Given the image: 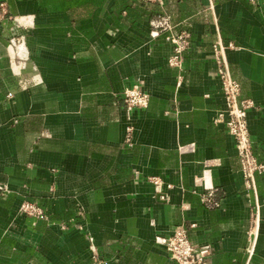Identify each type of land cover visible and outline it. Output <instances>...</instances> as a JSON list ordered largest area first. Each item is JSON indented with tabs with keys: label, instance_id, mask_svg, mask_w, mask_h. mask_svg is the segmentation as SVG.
Segmentation results:
<instances>
[{
	"label": "crops",
	"instance_id": "0c3cea01",
	"mask_svg": "<svg viewBox=\"0 0 264 264\" xmlns=\"http://www.w3.org/2000/svg\"><path fill=\"white\" fill-rule=\"evenodd\" d=\"M8 3L23 43L0 24V264H180L157 242L180 226L206 264H264V173L246 186L214 121L221 45L264 163V0ZM163 16L190 34L180 68ZM136 85L149 103L129 109Z\"/></svg>",
	"mask_w": 264,
	"mask_h": 264
},
{
	"label": "built area",
	"instance_id": "2783aa9c",
	"mask_svg": "<svg viewBox=\"0 0 264 264\" xmlns=\"http://www.w3.org/2000/svg\"><path fill=\"white\" fill-rule=\"evenodd\" d=\"M141 1L153 3L159 0ZM5 21L13 22V27L11 28L12 36L10 38L11 44L15 48L21 47L23 35L18 32L20 24L16 16L10 13L8 0H0V24ZM159 31H167L169 33L167 39L170 40L174 46L173 54L168 60L169 64L179 68L182 67L183 54L189 46L190 34L188 32L179 34L174 33L173 26L168 16L160 18L153 34L157 35ZM216 58L226 105L217 112L214 121L217 124L223 123L228 129V132L234 137L242 164L245 184L248 188L256 190L255 177L257 173H264V163L258 160L252 148V139L248 124V109L252 106V103L251 100L240 99L241 85L233 78L221 45L216 49ZM125 101L129 109L147 107L149 95L136 85L125 91ZM154 182L159 184L158 179ZM165 198L167 197L165 196ZM203 198L211 207L219 205L215 200L214 190L206 191L203 194ZM20 211L23 214L31 216L44 215V209L31 202H24ZM157 242L164 245L171 258L178 261L180 264H206L205 258L209 254L208 246L196 248L192 244L188 231L184 227L180 226L175 228L170 235L158 238Z\"/></svg>",
	"mask_w": 264,
	"mask_h": 264
},
{
	"label": "water",
	"instance_id": "95a60500",
	"mask_svg": "<svg viewBox=\"0 0 264 264\" xmlns=\"http://www.w3.org/2000/svg\"><path fill=\"white\" fill-rule=\"evenodd\" d=\"M1 188V187H0Z\"/></svg>",
	"mask_w": 264,
	"mask_h": 264
}]
</instances>
